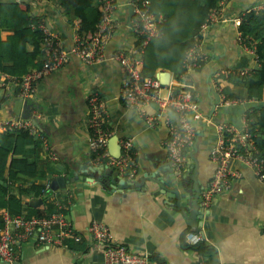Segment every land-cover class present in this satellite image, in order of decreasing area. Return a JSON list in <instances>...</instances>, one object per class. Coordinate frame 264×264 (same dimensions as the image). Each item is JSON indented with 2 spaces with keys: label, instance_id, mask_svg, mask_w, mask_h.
Instances as JSON below:
<instances>
[{
  "label": "crops",
  "instance_id": "obj_1",
  "mask_svg": "<svg viewBox=\"0 0 264 264\" xmlns=\"http://www.w3.org/2000/svg\"><path fill=\"white\" fill-rule=\"evenodd\" d=\"M5 1L0 0V3ZM15 1L28 3L29 12L41 17L47 29L59 36L64 47L73 44L74 35L79 34V25L72 15L67 17L63 13L58 3ZM128 2L116 0L114 28L105 46L107 55L127 51L135 44L136 38L128 22ZM217 9L223 18L231 21L218 22L210 27L199 45L204 63L200 69L189 73L203 118L196 122V134L186 147L180 174L173 172L167 158L165 126L160 123L148 127L137 110L125 106L121 100L123 70L117 63L106 60L90 64L72 56L61 69L37 83L28 104L37 128L47 138L49 150L41 144L37 154L33 155V145L27 142L26 153L21 151L14 157L26 158L29 163L36 161V176L32 180L21 178L10 187L0 181L8 187L4 201L8 202L12 196L14 210L20 211L15 213L6 206L1 207L0 231L5 213L39 217L61 209L74 225L80 241L68 238L62 244L40 245L31 237L16 245L14 264H105L102 253L92 249L87 232L93 220L104 223L117 243L129 251L147 253L149 260L146 264H264V183L259 182L248 167L240 161L230 162V167L237 170L240 177L233 180L229 189L216 197L207 209H200L197 214L200 226L196 228L187 225L185 217L171 204L172 200L160 193L156 183L171 174L186 176L188 193L181 204L189 213L194 195L190 176L202 194L215 169L209 158V150L218 138L215 126L228 123L243 129L246 113L252 110V114L253 110L264 105V89L262 102L237 98L239 92L245 91L248 82L256 79L253 71L259 68L257 36L245 42L238 26L245 13L264 10V0H219ZM154 14L163 19L160 28L164 16ZM10 35L11 30L0 28V40ZM245 69L250 70L249 77L233 84L228 92L235 102L224 105L221 93H226L219 91L214 79L220 74H243ZM159 73L168 75L164 80L173 86L184 85L180 70L172 73L157 69L155 76ZM91 92L98 93L104 102L105 128L110 133L107 141L109 156L119 158L121 141H132L131 153L137 164V174L132 181L112 169L108 160H97L91 151L87 128V98ZM17 99V89L12 83L0 88V121L17 118L14 114ZM145 110L151 114L156 111L153 105L145 106ZM57 176H63L69 183L65 188L53 191L50 184ZM73 178L74 182H70ZM32 185L42 187L41 191L35 192ZM200 198L201 195L198 203ZM184 232L193 235L191 239H188L189 233L185 235L191 246L202 241L211 251L204 249L200 253L192 248L183 249ZM195 236L200 237L198 241ZM0 264L6 263L0 260Z\"/></svg>",
  "mask_w": 264,
  "mask_h": 264
},
{
  "label": "built area",
  "instance_id": "obj_2",
  "mask_svg": "<svg viewBox=\"0 0 264 264\" xmlns=\"http://www.w3.org/2000/svg\"><path fill=\"white\" fill-rule=\"evenodd\" d=\"M23 1V0H17ZM100 9L101 15L95 32L91 38L79 34L74 35L73 44L66 48L59 36L47 29L44 22L39 25L43 32L44 57L39 68L32 69L21 77H15L0 71V88L12 83L17 89V97L29 101L35 86L49 74L61 69L74 56L86 63H100L111 61L120 65L123 70L121 100L125 106L133 107L148 127H155L162 123L167 131V158L175 174L183 170L184 152L196 134V122L203 116L198 109L197 96L190 84L182 82L183 86H173L163 83L155 76H142L143 53L147 44L160 36L159 25L163 19L150 9V0H129L131 10L129 27L135 35V45L127 51L105 53V46L111 38L116 0H94ZM231 20L221 16L219 9L210 11L207 19L201 24L202 37L211 26L218 22ZM235 24V20H232ZM199 45L187 52L182 69L183 80L190 82L189 73L199 68L204 56ZM242 76L243 74L228 73ZM220 91V90H219ZM224 105L234 103L222 94ZM153 105L154 113H148L145 106ZM89 145L97 160H108V164L118 171L128 181L134 180L137 174V164L131 153V139L121 141L122 154L119 158H112L107 153V141L110 133L105 128L106 110L104 102L96 92H91L87 98ZM218 138L209 150V158L215 164L213 175L204 192L201 194V209H207L220 194L229 189L230 183L240 177V173L230 167L231 161H240L248 167L256 179L264 183V162L256 154L254 146L255 135L246 124L243 129H237L231 124L220 123L216 126ZM26 131L29 135L37 137L42 145L49 150L45 134L39 131L35 122L21 117L0 121V132ZM52 156L54 154L52 153ZM91 239L92 249L102 253L105 264H146L149 260L147 253H134L122 244L117 243L108 227L97 220H93L87 228ZM193 235L188 234V239ZM34 237L40 245L62 244L65 239L72 238L80 241L74 225L68 220L66 214L57 211L44 216L25 217L23 215H3V227L0 231V260L6 264L16 261L15 247L20 242ZM196 241L199 236H195Z\"/></svg>",
  "mask_w": 264,
  "mask_h": 264
},
{
  "label": "trees",
  "instance_id": "obj_3",
  "mask_svg": "<svg viewBox=\"0 0 264 264\" xmlns=\"http://www.w3.org/2000/svg\"><path fill=\"white\" fill-rule=\"evenodd\" d=\"M55 1L63 9V13L72 15L79 25V35L91 38L96 25L100 20V9L95 6L94 0H48ZM219 0H150V9L153 13H161L164 23L160 26V37L152 39L145 47L143 53L142 76L155 77L156 70H168L172 73L182 71L187 52L196 48L202 39L200 34L201 24L207 19L211 10L217 8ZM29 4L7 0L0 3V28L11 30L12 35L0 40V70L10 75L21 77L32 69L39 68L44 57V35L39 25L43 22L41 17L34 16L30 12ZM240 37L245 42L249 38L257 36L256 54L259 68L253 71L255 80H250L245 91L239 92L237 98L246 100L255 99L263 101L264 89V10L248 12L242 17L238 26ZM136 42V41H135ZM135 45V44H134ZM28 47L31 49L28 50ZM204 61L200 63V69ZM177 78V75H176ZM240 76L232 74H220L214 79L220 92L226 93L236 82H240ZM186 84H191L182 81ZM252 112V110H251ZM246 113L247 126L255 135L254 146L256 156L264 162V105ZM31 142L33 155L40 149L41 141L37 137L29 135L26 131L0 134V181L9 187L21 178L32 180L36 176V161L29 163L26 158H14L21 151L26 153L25 144ZM104 162V160H102ZM128 187H131L128 186ZM8 187L0 184V208L8 207L14 210V198L9 197L4 201ZM35 192L42 187L32 185ZM49 215V214H47ZM183 233L181 240L183 249H195L202 253L204 249L211 251L209 246L199 241L191 246Z\"/></svg>",
  "mask_w": 264,
  "mask_h": 264
},
{
  "label": "water",
  "instance_id": "obj_4",
  "mask_svg": "<svg viewBox=\"0 0 264 264\" xmlns=\"http://www.w3.org/2000/svg\"><path fill=\"white\" fill-rule=\"evenodd\" d=\"M131 10L129 8V18L128 22L130 21L131 17ZM167 75V74H166ZM158 77L163 83H167L164 79L168 75L165 76V74H158ZM31 105L28 104L27 101H23L21 99H17L14 103V114L17 117H21L24 119H30L32 122L36 123L35 116L31 113L30 111ZM88 169V167H87ZM113 169V168H112ZM111 169V170H112ZM98 171L97 169H95ZM112 174L115 175L116 173L113 172ZM73 176H76V172L73 173ZM104 177V176H103ZM111 178V177H108ZM105 179V178H104ZM185 179L186 176H177L175 174H171L168 176L165 180L158 179L156 183L158 184L160 188V193L165 196L167 200H172L175 207L182 213V215L185 217L186 223L189 227L191 228H196L197 226H200V216H197V214L200 212L201 205L198 203V199L200 197V191L197 188V184L195 183V180L193 176H190V179L193 181V191L194 195L191 198L190 205H191V210L189 213H187V208H185L181 203H182V198L186 197L187 195V189L185 188ZM75 178L71 179L70 182H74ZM69 182L64 179L63 176H57L55 177L50 184V189L53 191H56L58 189H63L65 188L66 184ZM169 184H172L173 187H168ZM190 197V196H189ZM168 202V201H167ZM169 203V202H168Z\"/></svg>",
  "mask_w": 264,
  "mask_h": 264
},
{
  "label": "rangeland",
  "instance_id": "obj_5",
  "mask_svg": "<svg viewBox=\"0 0 264 264\" xmlns=\"http://www.w3.org/2000/svg\"><path fill=\"white\" fill-rule=\"evenodd\" d=\"M242 72H243V75L241 76V80H243V79L246 80L249 77L248 74H249L250 70L249 69H247V70L245 69Z\"/></svg>",
  "mask_w": 264,
  "mask_h": 264
}]
</instances>
